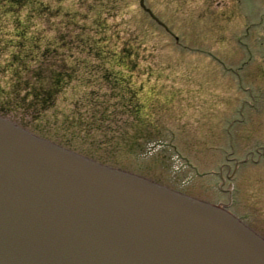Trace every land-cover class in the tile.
Here are the masks:
<instances>
[{
    "label": "rangeland",
    "instance_id": "1",
    "mask_svg": "<svg viewBox=\"0 0 264 264\" xmlns=\"http://www.w3.org/2000/svg\"><path fill=\"white\" fill-rule=\"evenodd\" d=\"M55 77L62 90L39 109L31 93ZM0 116L225 204L218 173L264 148V0H0ZM242 168L232 211L264 235V158Z\"/></svg>",
    "mask_w": 264,
    "mask_h": 264
},
{
    "label": "water",
    "instance_id": "2",
    "mask_svg": "<svg viewBox=\"0 0 264 264\" xmlns=\"http://www.w3.org/2000/svg\"><path fill=\"white\" fill-rule=\"evenodd\" d=\"M0 264H264V239L0 116Z\"/></svg>",
    "mask_w": 264,
    "mask_h": 264
},
{
    "label": "trees",
    "instance_id": "3",
    "mask_svg": "<svg viewBox=\"0 0 264 264\" xmlns=\"http://www.w3.org/2000/svg\"><path fill=\"white\" fill-rule=\"evenodd\" d=\"M127 51H129V50H127ZM125 55L127 56L128 53L125 52L124 56ZM19 60H21L20 57L18 58V61ZM109 75L111 76V78L109 80H111V83H112L113 87L114 88L120 87L121 90H122V94H120V96H121L120 98L122 99V103L125 101V99H127V96H129V98L125 102L126 105H127V102L133 101L130 98V97H132V92H128L122 86V85H125L126 82L123 83L122 80H120V79H122L121 77H114L110 73H109ZM37 76H38V78H41L42 77L41 72H37ZM57 78H59V77L52 78L53 79L52 81H54V84L51 85V87H49L48 89H45L42 92H40L39 89H35L36 93H34V92L31 93V95L35 97V99L33 98V100H35L36 104L37 103H38L37 105L40 104V108L39 109L43 108V109L46 110L48 107H50L54 103V101H55L56 97L58 96V94H60V91L62 90L61 89L62 79H57ZM64 78H68L69 79L70 75H68L67 77H64ZM56 81H58V82H56ZM134 109H135L134 110L135 113H137V114L141 113L140 107H135ZM104 118H105V116H102L99 119L92 116L91 119L88 120V127H90V128L91 127L92 128L96 127L97 129H101L98 124ZM71 123H73V122H71ZM78 124L81 125L82 124L81 121L78 122ZM89 130L90 129H88V132H89Z\"/></svg>",
    "mask_w": 264,
    "mask_h": 264
},
{
    "label": "flooded vegetation",
    "instance_id": "4",
    "mask_svg": "<svg viewBox=\"0 0 264 264\" xmlns=\"http://www.w3.org/2000/svg\"><path fill=\"white\" fill-rule=\"evenodd\" d=\"M259 153V158H249L250 156H247L244 159H237V158H232L229 159L230 162H233V165L230 167L229 165L227 166V172L225 176L222 174V170L219 174V178L221 179V187L220 190L224 192V194L227 196V203L223 204L221 203L220 206L228 210L230 213H234L232 211V207L236 204L235 203V198H236V193L238 190L236 189V185L234 182H236L238 179H240L242 175V167L249 162H252L253 164L259 165L260 161L262 158H264V148L262 150H258ZM235 215V214H234ZM236 216V215H235ZM240 220H242L245 224L247 223L248 226L252 229V227L249 225L250 221L248 217L246 216H239L238 217ZM254 230V229H253ZM256 232V230H254ZM261 238L264 239V235L262 233H257Z\"/></svg>",
    "mask_w": 264,
    "mask_h": 264
}]
</instances>
